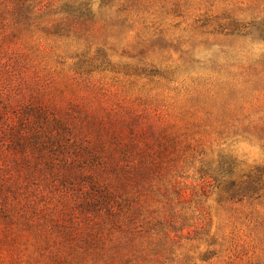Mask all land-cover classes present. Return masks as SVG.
I'll use <instances>...</instances> for the list:
<instances>
[{
  "label": "rangeland",
  "instance_id": "rangeland-1",
  "mask_svg": "<svg viewBox=\"0 0 264 264\" xmlns=\"http://www.w3.org/2000/svg\"><path fill=\"white\" fill-rule=\"evenodd\" d=\"M34 133L82 174H0V264H264V0H0V171Z\"/></svg>",
  "mask_w": 264,
  "mask_h": 264
},
{
  "label": "trees",
  "instance_id": "trees-1",
  "mask_svg": "<svg viewBox=\"0 0 264 264\" xmlns=\"http://www.w3.org/2000/svg\"><path fill=\"white\" fill-rule=\"evenodd\" d=\"M37 133H34L33 138H28L27 140L20 139L17 136L10 137L11 140H9V149L10 151H14V156L11 158V163L7 164L4 162L2 165V169L0 171V174H8L10 175V172L14 169L17 173L21 172L23 170V174L25 176L26 180L33 179L35 174L38 173L39 176L42 177L43 181H49V179H55L59 181L62 185L63 183L69 184L68 180L73 177H79L82 172L72 170L71 172H67L66 169L59 170V168L62 167H69L72 165V167L75 164V159L72 158V160H68L67 157L64 156V159H58L55 158L57 155L55 154L58 152L59 154H63L64 150L62 148V144H59L58 140L56 139H50L46 142L40 143ZM37 138V139H36ZM47 143V144H46ZM30 144V147H27V145ZM13 146V147H12ZM14 146H17V149L14 148ZM76 146V144H75ZM84 149L81 147H76L72 151V154H74L75 158L83 157ZM51 152L52 156L49 158L45 157L44 151ZM16 152L21 153V157L18 158L16 156ZM32 157V158H31ZM8 158V157H7ZM5 160V159H3ZM57 167V168H55ZM3 183L6 184L4 187H11L9 188L10 192L13 194H17L15 192L19 191V187L15 184H9V181H0V185ZM4 184V185H5ZM8 184V185H7ZM15 185V186H14ZM1 198H0V210L5 211L7 209H10V202L9 195L5 192H0Z\"/></svg>",
  "mask_w": 264,
  "mask_h": 264
}]
</instances>
